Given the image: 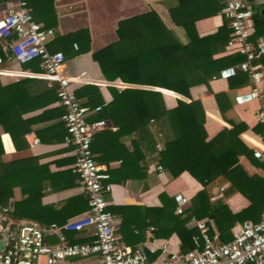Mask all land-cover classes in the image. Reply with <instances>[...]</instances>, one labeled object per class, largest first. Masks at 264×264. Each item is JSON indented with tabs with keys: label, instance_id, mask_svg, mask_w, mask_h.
I'll use <instances>...</instances> for the list:
<instances>
[{
	"label": "trees",
	"instance_id": "trees-1",
	"mask_svg": "<svg viewBox=\"0 0 264 264\" xmlns=\"http://www.w3.org/2000/svg\"><path fill=\"white\" fill-rule=\"evenodd\" d=\"M27 4L34 20L40 23L36 15L42 13L41 8L42 4L45 5V0H27ZM177 9L175 6L170 9L175 24L182 26L194 19L189 16H177ZM252 18L254 34H263L264 16L253 13ZM42 25L51 26L49 22ZM226 27L225 20L223 26L215 33L181 42L174 32L162 23L156 12L150 10L119 21L116 28L117 39L93 51L92 57L106 80L119 78L129 84L164 88L189 96L190 87L207 84L210 76L214 75H204L202 67L215 59L210 55L199 58L195 47L207 44L212 52L213 41L221 38L227 42L230 37L231 30ZM224 31L227 34L222 36ZM82 32L76 30L53 36L54 38L47 42V48L55 51L63 47L61 51L66 60L73 51L69 48L73 41L80 44L73 53L85 49L80 43ZM6 42L7 39H0V55L3 58L7 55L3 49ZM40 62L39 58H35L22 66L26 70L40 72ZM239 71L241 70H237L235 75ZM37 80L39 79L35 77H24L6 84L0 82V126L4 132L9 133L16 150L27 147L24 138V134L30 130V120L24 117L27 112L43 108L55 100L62 107L56 95V87L37 90L34 88ZM108 89L111 99L103 104L97 85L81 84L75 87L77 97L85 98L83 103L88 107L86 118L89 121V115L94 114L93 119H104L117 127L113 132L104 130L94 134L92 152L97 150L94 148L95 139L102 137L117 140L124 134L131 135L132 151L125 149L124 156L117 155L122 160L118 172L123 174L129 169L132 157L136 154L143 157L145 151H155V143L158 141L161 148L155 151L157 163L172 177L187 171L202 185L190 198L184 214H175V202L163 193L160 194V207L118 206L115 208L116 212H122L124 217L123 210L141 214L143 227L146 224L158 227V231H154L156 235L161 234L167 226L170 231L174 229L181 239L182 252L194 247L195 238L201 243L197 227L189 221L191 215L212 219L222 242L232 239L236 222L259 219L264 208V174H249L241 165L239 157H249L255 166L263 170L264 159L255 158L240 137L244 127L241 122H232L230 128L224 127L208 138L204 128V109L198 99L184 101L177 98L173 107H167L166 94L158 89L134 86L117 89L111 85ZM98 105H101L100 110H95ZM2 154L0 139V204L5 205L8 202L13 194V187H19L23 195L33 193L34 200H38L45 181L41 170L45 167L38 165L35 156L3 161ZM99 154V160L103 161L104 152L99 150ZM111 175L110 181L119 179L113 178V173ZM223 184L226 186L222 195L214 198L213 188ZM234 192L241 193L250 202L247 207L235 213L225 202ZM14 216L26 218V200L14 202ZM146 219L149 221L146 222ZM125 223L122 220V225ZM87 239L72 241L83 242Z\"/></svg>",
	"mask_w": 264,
	"mask_h": 264
},
{
	"label": "crops",
	"instance_id": "crops-1",
	"mask_svg": "<svg viewBox=\"0 0 264 264\" xmlns=\"http://www.w3.org/2000/svg\"><path fill=\"white\" fill-rule=\"evenodd\" d=\"M8 1L0 0V9H4ZM246 1L251 4L253 13H259L261 17L264 16V0ZM222 5V0H45V5L42 4L43 8H41L42 13L37 14L36 17L42 24L44 22L50 23V27L54 29V36L76 30L83 31L80 43L81 46H85V49L73 53L77 50L74 44L77 47L80 44L77 41L71 43L69 48L70 51H73L64 62V71L70 76L85 71L86 78L89 81L84 84L98 86L103 104L111 99L108 86L116 87L109 83L114 80L125 84L122 88L134 86L161 90L166 94L167 107H173L177 98L184 101L198 99L204 109V128L207 137L211 138L224 127L230 128L232 122H241L244 127L240 132V137L253 155L254 146L264 151V125L257 121L256 116L261 103L260 100H252L245 104H238L234 100L237 93L245 92L249 87L248 76L245 72L239 71L237 75L227 79L218 77L213 79V75H211L207 84L202 83L190 87L189 96H184L164 88L129 84L119 78L111 81L106 80L98 63L92 57L93 51L117 39L116 28L119 21L123 19L153 10L162 23L171 29L181 42H187L188 39L195 40L213 34L223 26L225 19L221 13ZM174 6L176 9L178 8L179 13H177V16H189L194 19L182 24V26L175 24L170 14V9ZM225 34L227 32L224 31L222 36ZM258 34L264 36V33ZM211 45V49L213 47L212 52L207 44H199L195 47L196 55L199 58L210 55L211 58L215 59L202 67L204 75H216L224 66L235 64L243 59L242 55L229 50L226 42L221 38L213 41ZM62 49L64 48L58 50L61 51ZM5 67H11V64L4 59L0 62V68ZM12 81L14 80L10 76L0 74L2 84ZM46 87L49 86L44 79H39L34 84V88L37 90ZM80 99L85 100L84 97ZM62 114L63 108L57 104L56 100L43 108L27 112L24 117L30 120V130L28 132L35 134L40 142L36 146L30 147L25 139L27 147L22 150L15 149L9 133L4 132L0 126L3 161L35 156L38 165L45 167L41 170V175L45 178V181L42 195L38 200H34L33 193L29 192L23 195L19 187H13V194L6 203L14 205L17 200H26V219L36 221L42 225L62 224L68 218L87 209L86 195L79 186L77 175L71 169L75 160L74 146L63 143L65 128ZM93 115H89L90 121L95 120L92 118ZM116 129L115 125L108 122V125L101 131L109 130L113 132ZM131 137L127 134L122 135L117 140L101 137L95 139L94 142V148L97 149L93 152L95 160L106 166L110 176L113 173V178H119L111 181L109 179L112 189L104 193V197L108 202V209L120 223L117 231L118 236L124 244L134 246L148 239L149 227L153 226L154 230L151 233L156 238L177 240L180 246L181 239L174 229L170 231L167 226L161 231V234L156 235L154 231H158V227L154 224H146L143 227L140 219L141 214L137 215L134 211L123 210V212L125 211L124 217L122 212H116L115 208L118 206L160 207L162 205L161 193L173 199V195L179 192L190 199L202 188V185L187 171H182L176 177H172L165 169L163 172L152 169L151 164H158L155 152L161 148L158 141L155 143V151H145L143 157L136 154L130 160L129 169L120 174L118 170H120L122 160L117 155L124 156L125 149L129 152L132 151ZM156 145H159V148ZM98 149L104 152L103 161L99 160ZM239 161L249 174H264V170L255 166L249 157L241 155ZM222 186L224 187L226 184ZM220 187L215 186L213 188L214 194L218 192ZM225 202L234 213L247 207L250 203L239 192L230 194ZM122 220L126 222L124 225H122ZM145 221L148 222L149 220L146 219ZM84 229L82 231L65 232L68 241L73 242L72 240H83L85 238L88 239L83 242L90 241L92 237L89 234V228ZM137 238L143 239L138 240ZM45 239L50 244L57 242V237L54 235H48ZM154 258L155 254L148 255L149 264L153 263ZM61 264H99V261L97 255H90L87 257L66 258Z\"/></svg>",
	"mask_w": 264,
	"mask_h": 264
},
{
	"label": "built area",
	"instance_id": "built-area-1",
	"mask_svg": "<svg viewBox=\"0 0 264 264\" xmlns=\"http://www.w3.org/2000/svg\"><path fill=\"white\" fill-rule=\"evenodd\" d=\"M221 13L231 30L226 45L229 50L243 56L235 64L226 65L212 78L227 79L237 70L248 76L247 91L237 93L234 100L245 104L260 100L257 121L264 125V36L254 34L252 7L246 0H222ZM54 36L52 27H44L34 20L27 0H9L0 9V39H7L3 49L11 67L0 68L1 75L10 76L14 81L24 77L44 79L49 87H56L59 104L63 108L62 121L65 128L63 143L74 146L75 160L72 172L78 176V183L87 198V209L68 218L64 223L42 225L36 221L14 216V205L0 204V264H61L70 257L97 255L99 264H149L148 255L153 253L152 264H264V208L257 221L244 220L236 223L232 239L222 242L218 230L210 218L189 221L199 231L194 239V247L182 252L179 241L156 238L149 227L146 241L129 246L118 236L120 223L108 209L104 197L112 189L110 174L104 164L98 163L93 155L91 143L94 134L103 130L108 122L104 119L89 121L88 107L75 94V87L88 82L86 72L70 76L64 71L65 56L62 51H50L47 42ZM77 48V45L74 44ZM35 58L41 60L40 72L22 67ZM118 88L125 84L117 80L109 82ZM101 105L95 107L100 110ZM24 137L30 147L39 144V138L27 132ZM159 148V145H156ZM253 155L264 159V151L253 147ZM159 172L160 164L150 165ZM220 187L214 198L222 195ZM175 213L184 214L189 205V197L182 193L173 195ZM89 228L92 239L86 242H70L65 232ZM54 235L57 242L50 244L45 237Z\"/></svg>",
	"mask_w": 264,
	"mask_h": 264
},
{
	"label": "water",
	"instance_id": "water-1",
	"mask_svg": "<svg viewBox=\"0 0 264 264\" xmlns=\"http://www.w3.org/2000/svg\"><path fill=\"white\" fill-rule=\"evenodd\" d=\"M0 247H1V242H0Z\"/></svg>",
	"mask_w": 264,
	"mask_h": 264
},
{
	"label": "rangeland",
	"instance_id": "rangeland-1",
	"mask_svg": "<svg viewBox=\"0 0 264 264\" xmlns=\"http://www.w3.org/2000/svg\"><path fill=\"white\" fill-rule=\"evenodd\" d=\"M38 79H40V78H38Z\"/></svg>",
	"mask_w": 264,
	"mask_h": 264
}]
</instances>
